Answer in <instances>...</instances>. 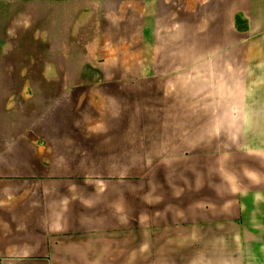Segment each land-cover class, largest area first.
Segmentation results:
<instances>
[{"label": "crops", "instance_id": "1", "mask_svg": "<svg viewBox=\"0 0 264 264\" xmlns=\"http://www.w3.org/2000/svg\"><path fill=\"white\" fill-rule=\"evenodd\" d=\"M187 1L196 5V11L207 10L206 25L201 30L207 37L206 50L212 53L208 57L210 78L206 82L212 105L205 110L206 122H214L216 115H225L222 121L217 120L216 127L224 149L228 154L233 149L237 155L242 148L251 160L240 162L237 169L228 167V172L224 167L221 188L181 187L164 194L156 188L105 184L74 187L90 177L86 167L79 173L72 170L77 167L74 164L86 163V151L82 148L72 151L70 135L60 129L55 138L62 155L39 156V134H33L32 130L23 137L24 109L14 104L8 107L5 100L0 103V264H264V127L254 130L260 117L251 112L257 94L264 92V0ZM133 2L142 4V17L135 8L129 10L128 19L135 23L131 34L144 38L174 33L180 40L191 37L188 44L181 40L180 48L199 50L192 37L200 30L192 25L189 34L187 17L183 15L198 17L193 8L184 13L183 0H158V7L150 8L149 16L145 13L148 10L145 1ZM170 2L177 4V8L171 14L161 11ZM12 7L18 4L0 1V10ZM237 15L243 16L241 28L236 27ZM166 20L170 21V27H161ZM10 24V21L5 26L0 23V97L4 71L12 72L16 67L14 62L6 63ZM26 26L22 27V33ZM146 26H152V31L143 29ZM142 47L162 50L161 43L154 39ZM155 64L160 67L154 61ZM132 76L131 84L136 78H147L144 73ZM174 87L163 89L161 97L175 99ZM120 89L122 92L95 101V106L109 110L110 115H120L123 121L139 102L132 101L131 90L124 86ZM144 93L148 101L144 107L139 103L140 112L152 107L149 103L154 100L147 90ZM65 101L63 97L59 106H65ZM215 103L221 105V112L216 111ZM39 125L34 131H38ZM87 125L80 123L73 130L78 136L80 131H114L112 124H104L102 128ZM121 125L124 131L133 130L127 122ZM245 128L250 130L243 136ZM125 143L117 141L116 147L113 146L116 152ZM105 174L106 180L117 178L114 172ZM216 214L219 223L212 224L210 220ZM214 225L225 227L222 245L211 247L215 252L204 255L216 238Z\"/></svg>", "mask_w": 264, "mask_h": 264}, {"label": "rangeland", "instance_id": "2", "mask_svg": "<svg viewBox=\"0 0 264 264\" xmlns=\"http://www.w3.org/2000/svg\"><path fill=\"white\" fill-rule=\"evenodd\" d=\"M9 1L10 5L18 4V7L0 10V23L3 22L4 26L6 21L11 23L6 63L14 62L16 67L12 72L11 69L4 71L0 103L7 100L8 107L14 104L18 109H24L23 137L32 130L33 134H39L36 141L40 147L39 156L62 155L55 138L60 129L70 135L72 151L76 148L86 151V163H76L77 167L72 170L79 173L82 167H86L90 177L79 184L74 182V187L105 184L108 187L156 188L164 194L181 187L221 188L224 186V167L228 172V167L237 169L240 162L251 160L242 148L237 155L233 149L230 154L224 149V141L219 139L216 127L225 115H216L214 122H206L205 110L212 105L206 92V82L210 78L208 72L211 71L208 57L212 53L206 50L207 37L201 30L206 25V8L196 11V5L191 6L183 0L184 13L193 8L195 17H198L191 19L188 14L183 15L187 17L189 34L192 25L193 29L198 27L200 30L192 37L199 50H189L179 46L181 40L183 44L190 43L191 37L180 40V36L174 33L161 37L146 35L144 38L131 34L135 23L128 19L129 10L135 8L142 17V4L133 2L135 0ZM137 1L146 2L142 3L148 6L145 12L148 16L150 8L155 10L158 7V0H151L152 4L149 0ZM176 8L177 4L170 2L161 7V11L171 14ZM163 22L161 27H170L169 20ZM235 22L236 27L241 28L243 16L237 15ZM25 25L28 26L22 33ZM143 29L152 31V26ZM153 39L161 43L160 52L143 49L142 44L153 43ZM2 44L5 45V41ZM154 61L160 67L154 65ZM139 73L146 74L147 78H136L132 80L133 84L129 83L132 75ZM169 85L175 86V99L173 96L161 97V91ZM120 86L128 91L134 87L131 99L143 107L148 101L143 94L147 90L150 99L154 98L149 103L152 107L140 112L141 105L137 103V108L121 121L120 115H110L109 110L95 106V101L122 92ZM221 89L224 90L223 85ZM63 97L67 101L62 106L65 111L59 106ZM256 98L251 108V112L260 117L255 131L264 127V92L257 94ZM215 106L216 111L221 112V105L215 103ZM123 122L131 124L133 130L120 128ZM80 123L96 124L101 128L104 124H112L114 131H80L81 136H78L73 129ZM36 124H40L38 131H34ZM248 129L245 128L243 136ZM117 141L126 142L119 145L118 152L114 148ZM106 172H114L117 178L106 180ZM218 216L212 215V224L219 223ZM214 227L216 238L211 240L204 255L215 252L211 247L222 245L225 227Z\"/></svg>", "mask_w": 264, "mask_h": 264}]
</instances>
